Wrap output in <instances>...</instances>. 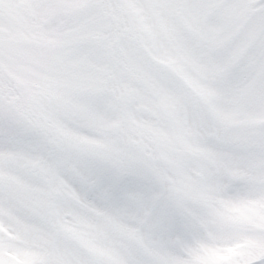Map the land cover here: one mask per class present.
Returning a JSON list of instances; mask_svg holds the SVG:
<instances>
[{
    "label": "snow or ice",
    "instance_id": "snow-or-ice-1",
    "mask_svg": "<svg viewBox=\"0 0 264 264\" xmlns=\"http://www.w3.org/2000/svg\"><path fill=\"white\" fill-rule=\"evenodd\" d=\"M0 264H264V0H0Z\"/></svg>",
    "mask_w": 264,
    "mask_h": 264
}]
</instances>
